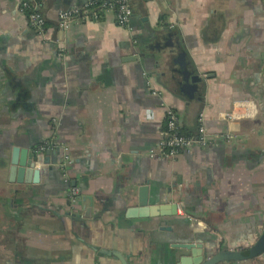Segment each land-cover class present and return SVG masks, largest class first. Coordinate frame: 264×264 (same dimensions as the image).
I'll list each match as a JSON object with an SVG mask.
<instances>
[{"label": "crops", "instance_id": "crops-1", "mask_svg": "<svg viewBox=\"0 0 264 264\" xmlns=\"http://www.w3.org/2000/svg\"><path fill=\"white\" fill-rule=\"evenodd\" d=\"M40 1L38 34L0 0V264L246 253L264 228V0H129L127 26L108 10L67 29L58 13L89 0ZM171 113L207 146L151 155ZM15 148L48 157L41 184L10 175ZM142 187L148 213L128 217Z\"/></svg>", "mask_w": 264, "mask_h": 264}, {"label": "built area", "instance_id": "built-area-1", "mask_svg": "<svg viewBox=\"0 0 264 264\" xmlns=\"http://www.w3.org/2000/svg\"><path fill=\"white\" fill-rule=\"evenodd\" d=\"M21 12L24 14V10H27L29 15L27 18L28 25L33 28L38 34L43 33L45 27V20L40 13L42 7L40 0H17ZM89 5L87 1L84 3L83 7H72L70 9L60 11L58 13V26L59 29H67L76 20L77 14L82 11V13H87L85 9ZM103 6H107L109 10H112L111 4L107 3L106 0L103 2ZM116 14L115 20L119 26H127L130 17L132 16V11L127 5V0H117L116 1ZM25 15V14H24ZM100 16L96 14L83 16V19L88 20H98ZM241 107V104L233 106L232 112L228 114V118L233 120L236 118L237 109ZM230 133H226L222 136L225 140L232 139ZM209 142L207 132L205 128L200 125L197 130V135L195 137L185 136L181 132V127L178 124L177 118L172 113L169 114L168 121L166 123L165 130L159 139L158 146L156 149L150 151L151 155H156L163 159H172L178 155L181 151H188L194 145L198 144L201 146H207ZM41 147L40 149H42ZM72 194H76L72 191Z\"/></svg>", "mask_w": 264, "mask_h": 264}, {"label": "water", "instance_id": "water-1", "mask_svg": "<svg viewBox=\"0 0 264 264\" xmlns=\"http://www.w3.org/2000/svg\"><path fill=\"white\" fill-rule=\"evenodd\" d=\"M18 154V149L15 148L12 153V161H11V168H10V175H13L14 172H18L19 176L24 177L25 184H32L38 185L41 184L46 178L49 168L47 165L49 164L48 157H43L42 154H36L33 152H28L27 150H23L21 152V161L18 162L16 160V155ZM49 154V151L46 153ZM19 166V168H18ZM21 181V179H19ZM85 200V199H83ZM89 202L87 205H84L83 208V219H88L91 217V199L89 197ZM147 188L142 187L139 189V199H138V208L136 210L130 211L128 217H135V216H146L148 213L147 211ZM152 213H162L164 210L159 208H154L150 210ZM184 249L190 251L189 256L181 257L180 264H220L225 262H236V261H243L254 259L257 257L264 258V228L262 233L259 235L256 242L250 247L246 253L237 252L232 250H225L221 249L216 254L210 257H204L202 253V248L200 245H187L184 246ZM104 254L111 256L113 255L120 264H129L128 260L125 256L118 252H103Z\"/></svg>", "mask_w": 264, "mask_h": 264}, {"label": "trees", "instance_id": "trees-1", "mask_svg": "<svg viewBox=\"0 0 264 264\" xmlns=\"http://www.w3.org/2000/svg\"><path fill=\"white\" fill-rule=\"evenodd\" d=\"M105 0H89V5L85 8L87 10V15H91V14H96L98 16H100V19L102 18L103 14L109 10V8L107 6H103V2ZM116 1L117 0H106L107 3L111 4V8H112V11L116 14ZM129 0H127V5L128 7L131 9L132 11V8H131V5L129 4L128 2ZM84 4H80L78 5V7L82 8ZM20 8V7H19ZM25 16H26V19L28 18V11L27 10H24L23 11ZM84 13H82V11L80 10V12L77 14L76 18H82L84 15ZM31 30L33 31V28L30 27ZM46 28V23H45V27L44 29Z\"/></svg>", "mask_w": 264, "mask_h": 264}]
</instances>
